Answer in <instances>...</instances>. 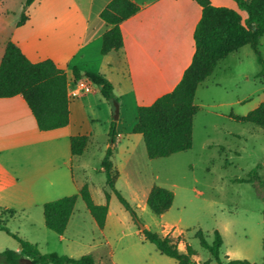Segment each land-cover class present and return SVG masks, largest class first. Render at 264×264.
<instances>
[{"label": "rangeland", "instance_id": "1", "mask_svg": "<svg viewBox=\"0 0 264 264\" xmlns=\"http://www.w3.org/2000/svg\"><path fill=\"white\" fill-rule=\"evenodd\" d=\"M20 1L4 0L0 4L7 10L6 28L17 15ZM240 12L245 15L244 11ZM259 51L264 58V37ZM259 71L260 65L249 45L218 62L195 92L198 111L193 117L190 149L149 158L141 142L128 158L124 151L113 157V167L118 172L115 189L132 206L138 220L107 187L105 173L100 169L106 150L103 130L110 123L104 109L107 100L94 85L96 94L89 102L92 105L89 114L93 111L98 114L95 121L98 130L83 154L74 156L72 170L77 182L88 185L95 203H105L104 192L108 190L109 213L104 228L97 227L81 198L74 205L63 240L45 228L41 206H32L9 220L8 228L22 237L39 240L41 252L77 258L100 248L106 262L123 264H138L140 259L146 260L144 264H176L173 258L161 254L154 244L144 239L140 225L160 235L169 234L182 252L189 244L195 251L196 264L212 260V255L200 245L195 232L202 230L211 243L213 231L218 230L222 237L219 254L222 260L228 256L251 264L261 263L264 258V129L230 116V113L245 115L264 100V77L257 76ZM123 112V125L128 126L137 113L130 107ZM253 169L257 171V180L242 181L249 178ZM154 185L174 193L171 206L161 215H155L146 204ZM18 247L12 236L0 230V251L5 248L19 251ZM20 254L24 252L20 250Z\"/></svg>", "mask_w": 264, "mask_h": 264}, {"label": "crops", "instance_id": "2", "mask_svg": "<svg viewBox=\"0 0 264 264\" xmlns=\"http://www.w3.org/2000/svg\"><path fill=\"white\" fill-rule=\"evenodd\" d=\"M108 1L34 0L25 9L26 19L18 25L24 2L21 0L17 15L9 21L8 28L4 15L7 10L0 7V60L9 40L31 62L52 60L66 73L69 96L68 124L45 131L37 128L21 95L0 97V218L6 226L9 220L30 207H42L47 201L77 193L85 184L74 178V156L70 152L71 136H88L85 151L98 130L95 128L98 114L95 111L89 114L92 109L89 102L96 94L93 90L95 84L83 76L84 72L102 74L118 98L112 160L120 151H124L128 158L133 148L143 142L141 134L132 132L137 115L131 124L124 126L123 110L130 107L137 113L138 106L149 105L157 97L171 91L191 62L195 51L193 33L201 16V6L196 0H132L140 8L120 24L122 47L101 54L102 34L110 26L99 17V13ZM3 2L0 0V4ZM210 2L214 6L233 8L242 18L245 17L234 0ZM74 67L82 74L78 80L72 75ZM79 81L86 83L90 90L73 95L72 91ZM98 101L102 103L100 98ZM106 102L105 115L111 123L112 106ZM108 130H103L105 149L109 145ZM64 233L59 235L62 240ZM44 235L49 236L47 233ZM28 239L37 246L40 243L39 240ZM18 248L22 250L20 246ZM99 250L96 248L90 253L96 263L123 264L106 262ZM144 261L140 259L138 264H144Z\"/></svg>", "mask_w": 264, "mask_h": 264}, {"label": "trees", "instance_id": "3", "mask_svg": "<svg viewBox=\"0 0 264 264\" xmlns=\"http://www.w3.org/2000/svg\"><path fill=\"white\" fill-rule=\"evenodd\" d=\"M33 1L24 0L18 25L26 19L25 9ZM196 1L201 6V16L193 33L195 51L190 64L171 91L157 97L149 105H141L137 108V121L132 132L142 135L149 158L166 157L191 148L193 117L198 111V105L194 103L195 92L198 85L212 74L220 60L249 45L260 65L257 76L264 77V58L259 51L260 39L264 36V0H234L237 7L245 12L244 18L233 8L214 6L210 0ZM139 8V5L132 0L108 1L99 13V17L110 26L102 34L101 54L117 51L122 47L120 24L134 15ZM72 75L75 80L82 77L76 67L72 69ZM83 76L99 86L101 95L112 106V121L108 130L109 145L100 162V169L106 176V185L115 193L119 202L132 217L138 220L132 206L114 186L118 172L114 170L111 156L114 151L113 138L118 98L113 92L112 85L102 74L86 71ZM18 94L26 102L40 131L60 128L68 124L69 96L66 73L50 59L31 62L20 48L9 40L0 60V97ZM230 116L264 129V100L245 115L230 113ZM87 141L88 136L84 134L71 136V154L81 155ZM257 178V171L253 169L249 172V178L242 181L254 182ZM78 197L83 200L97 226L102 229L108 211L109 193L105 191V203L96 204L87 184H83L77 193L43 204L45 227L58 235L63 234ZM173 198L174 193L171 190L154 185L147 195L146 204L155 215H161L169 209ZM0 230L18 242L25 257H28L32 264H99L90 253L74 258L57 252H41L35 243L11 232L2 218H0ZM140 231L145 240L154 244L161 254L173 258L177 264H196L193 259L195 251L189 244L185 245V251L182 252L177 246V241L169 234L160 235L144 226ZM194 235L200 245L212 255V260L202 264H251L245 259H229L227 256L225 260L220 258L222 237L218 230L213 231L211 243L207 242L200 229ZM22 257L23 255L18 251L5 248L0 251V264H26L20 261ZM259 264H264V258Z\"/></svg>", "mask_w": 264, "mask_h": 264}, {"label": "built area", "instance_id": "4", "mask_svg": "<svg viewBox=\"0 0 264 264\" xmlns=\"http://www.w3.org/2000/svg\"><path fill=\"white\" fill-rule=\"evenodd\" d=\"M90 90V87L86 85L83 81H79L76 85V89L72 91V94L75 95L78 93V91H84L88 92Z\"/></svg>", "mask_w": 264, "mask_h": 264}, {"label": "water", "instance_id": "5", "mask_svg": "<svg viewBox=\"0 0 264 264\" xmlns=\"http://www.w3.org/2000/svg\"><path fill=\"white\" fill-rule=\"evenodd\" d=\"M140 228H143V226L140 225ZM20 261H22V262H24V263H26V264H32L31 260H30L28 257H24V256H23V257L20 259Z\"/></svg>", "mask_w": 264, "mask_h": 264}]
</instances>
